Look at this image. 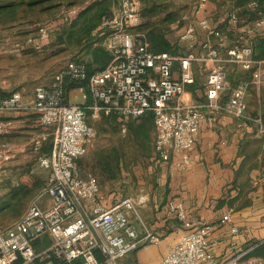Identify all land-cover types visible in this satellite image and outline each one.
<instances>
[{"label":"built area","instance_id":"2783aa9c","mask_svg":"<svg viewBox=\"0 0 264 264\" xmlns=\"http://www.w3.org/2000/svg\"><path fill=\"white\" fill-rule=\"evenodd\" d=\"M207 3L196 0L194 13L204 12ZM249 6L256 5L251 2ZM139 11L138 0H117L115 10L100 23L108 54V62L100 70L88 74L83 62L69 60L49 86L33 88L29 102L23 101L19 91H0V114L30 111L37 114L41 127L52 129L48 154H40V140L30 145L38 166L49 176L21 216L0 226V264H118L140 246L157 243L158 238L150 231L138 234L131 227L127 213L136 214L131 197L104 206L96 178L79 171L76 161L85 155L95 137L90 122L113 117L124 133L128 121L149 116L155 156L161 162L178 156L175 167L182 171L190 164L188 152L200 126L210 125L217 113L241 120L242 126L253 122L257 131L264 133V124L258 118L245 115L248 85L264 83V63L253 58L252 46L246 40L264 29V17L247 22L235 13L228 14L227 23L236 33L233 40L206 17L193 24L181 16L170 25L173 30L184 27L180 39L187 43L194 42L197 27L201 29L205 39L200 59L214 62L203 82V100L184 104L181 96L194 83L191 63L198 59L191 53L174 56L150 51L144 35L134 31L140 24ZM75 13L76 8L68 9L64 19ZM50 30L49 24L40 25L35 33L38 41L28 43L39 50ZM228 64L250 71L251 79L237 82L222 101ZM64 78L84 84L79 88L81 104L64 103ZM11 128L10 121L0 120V136L9 134ZM16 153L10 143L0 142V170ZM169 209L179 221L184 220L180 205L170 204ZM227 221L228 216H223L221 222ZM231 231L235 233L236 229ZM210 244L209 227L202 223L169 245L158 264H264V259L245 258L243 254L218 263L208 253Z\"/></svg>","mask_w":264,"mask_h":264},{"label":"crops","instance_id":"0c3cea01","mask_svg":"<svg viewBox=\"0 0 264 264\" xmlns=\"http://www.w3.org/2000/svg\"><path fill=\"white\" fill-rule=\"evenodd\" d=\"M221 10L222 7L209 2L206 10L197 14L195 23H192L196 24L197 19L206 17L212 26L226 33L229 38L235 37L234 28L227 25V17L230 12H238L229 4L225 18H218L215 23H211L213 14ZM50 27V31H54L59 26L53 22ZM183 29V26L175 30L169 28L165 39L170 46V54L185 56L191 53L197 57L198 60L191 63L194 83L186 87L181 100L184 104L198 103L203 100V82L214 62L200 59L203 56L201 43L205 39L203 31L197 27L196 35L200 33L201 38L198 40L195 36L194 42L187 43L180 39ZM37 41V38L33 39V42ZM246 42L252 46L253 58L264 63V29L256 31ZM24 45L33 47L27 41ZM101 46L104 49L103 43ZM147 47L149 49L148 43ZM74 50L71 60L88 64L91 73L101 69L92 62L87 52L75 47ZM84 52L87 56L85 62L82 58L78 60ZM221 55H224L223 51ZM50 59L48 56L35 58L38 64L34 63L31 71L18 81L3 79L0 91L4 94L19 91L23 101L29 102L36 85L49 86L53 81L56 71L49 64ZM177 68L176 64L174 73H177ZM226 73L227 87L221 93L222 101L226 100L237 82H250L251 79L250 71H244L235 64L226 65ZM74 91L80 93L79 89L70 90L64 95L66 103H72L70 94ZM245 103V115L258 118L264 124V83L248 85ZM0 120L12 124L11 132L0 136V142L10 143L15 148L17 153L14 159L26 158L29 150L32 154L30 145L36 139L41 141L40 154H48L52 132L50 128L39 125L37 114L30 111L4 112L0 114ZM137 123L139 125L141 122ZM241 124V120L225 113L215 114L210 125L202 124L188 152L190 164L183 171L175 167L178 156H172L168 162H161L154 154L152 163L146 167L148 179L138 183L140 185L131 196H122L131 197L136 204V214L127 213L131 227L138 234L143 230L150 231L158 241L140 246L134 253L121 259L120 264H158L169 245L202 223L209 227L211 244L208 253L216 262H223L236 254H243L245 258L264 259V252L261 251L264 244V133H259L253 122H248L246 126ZM150 135L154 139L152 122ZM47 142L49 149L42 153ZM81 162L79 158L76 164ZM77 167L81 174L89 173ZM99 196L104 206H110L122 198L118 194L115 198H103L100 192ZM170 204L182 207L183 221H179L175 213L170 211ZM225 215L228 221L221 222ZM233 228L236 229L235 233L231 231Z\"/></svg>","mask_w":264,"mask_h":264},{"label":"rangeland","instance_id":"374dc122","mask_svg":"<svg viewBox=\"0 0 264 264\" xmlns=\"http://www.w3.org/2000/svg\"><path fill=\"white\" fill-rule=\"evenodd\" d=\"M138 2L142 8L144 4H150V2L142 3L141 0H138ZM195 2L196 0H161L159 3L167 11L174 12L177 18L186 16L188 21L195 23ZM209 2L213 3V0H208L207 4ZM66 7L68 6L59 7L51 15H43L41 22L59 20L61 16L65 15L67 11ZM220 7L223 10L220 13L213 14L211 23H215V20L218 18L224 19L225 13H228L229 10H226L227 4H222ZM224 10L226 12H222ZM209 14L207 13V15ZM65 23L56 30L49 32L48 39L42 43L39 50H35L33 47H25L24 45L25 41L28 43V40L36 39V26L26 29V27L20 28L15 26L11 28L8 24H0V82L3 79L6 81L8 79L20 80L23 75L32 70L35 64H38L35 58H40L41 56L51 58L49 64L54 67L56 72L67 61L73 59L72 55L75 53V50L72 42L67 40L68 29ZM23 32H28V34H23ZM201 36L200 33L196 35L198 40ZM230 39L233 40L234 36L230 37ZM80 58L84 62L86 61L87 56L85 52L80 55L78 60ZM70 101L72 103H80L81 94L78 91L72 92L70 94ZM137 122L138 120L136 122L128 121L124 133L120 132L119 124L115 118L101 117L94 122H90L95 130L94 141L86 154L80 158L82 162L80 164L77 163V165L96 178L99 192L103 198L110 196L111 198H115L116 194L131 196L140 185L138 183H142L148 179L146 177L148 176L146 174V167L152 163L154 156V139L150 135L151 122H145V128L149 131H144L141 134L136 133V129L133 131L129 129L131 124H133L134 128L137 127ZM26 155V158L13 159L2 166L0 170V198L5 193L1 189V186L5 184H32L36 188L23 203L24 207L20 210L19 214L17 213L19 207H17L15 212L0 211V226H5L21 216L26 210L29 201L36 195L49 176L47 170L41 169L38 166L36 156L30 154V150ZM118 264H120V260Z\"/></svg>","mask_w":264,"mask_h":264},{"label":"trees","instance_id":"16d2710c","mask_svg":"<svg viewBox=\"0 0 264 264\" xmlns=\"http://www.w3.org/2000/svg\"><path fill=\"white\" fill-rule=\"evenodd\" d=\"M142 3L149 5L140 6V24L134 29L137 33L144 35L146 43H148L149 50L154 53L168 52L170 53V46L165 39V34L168 32L170 25L178 18L174 12L167 11L164 6L160 5L161 0H141ZM221 2V3H220ZM255 3V7L249 6V3ZM213 3L220 7L222 4H229L234 10H237L240 18L247 22H252L261 16H264V0H213ZM140 4V3H139ZM221 4V5H220ZM68 6V9L76 8V13L70 15L67 20L64 15L56 21L41 22L43 15H51L61 6ZM117 7V0H0V24H8L9 27L18 26L20 28L35 27L41 24L52 25L53 22L57 26L66 22L67 26V40L72 42L73 47L87 52L92 62L103 68L108 62L107 52L101 46L104 40V34L100 30V23L108 18L113 10ZM233 12H230L231 14ZM41 22V23H40ZM228 25V23H227ZM229 26V25H228ZM28 34V32H23ZM81 62V61H80ZM87 73L91 74L92 70L87 68ZM83 83H77L63 79V99L64 95L70 90L79 89L83 87ZM64 103H66L64 101ZM109 118V117H103ZM113 118V117H110ZM141 123L137 127L133 124L129 127L131 131L136 129V133H144L149 131L145 128V122L150 123L149 116L137 119ZM137 120H132L136 122ZM41 149V147H40ZM49 149V142L43 148L42 153ZM50 150V149H49ZM109 161V159H107ZM106 161V160H105ZM36 188L32 184H5L1 189L5 191L2 198H0L1 212H15L19 207L17 213L24 207V202L31 196L32 191ZM42 188V187H41ZM40 189V188H39ZM262 252H264V244H262ZM264 255V254H262Z\"/></svg>","mask_w":264,"mask_h":264}]
</instances>
